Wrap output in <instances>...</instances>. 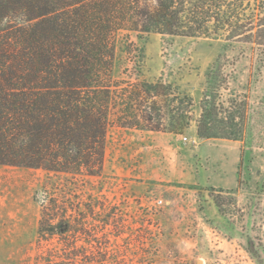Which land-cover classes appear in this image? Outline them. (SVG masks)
Instances as JSON below:
<instances>
[{"label":"trees","instance_id":"trees-1","mask_svg":"<svg viewBox=\"0 0 264 264\" xmlns=\"http://www.w3.org/2000/svg\"><path fill=\"white\" fill-rule=\"evenodd\" d=\"M132 34L241 45L264 78V0H0V166L99 177L111 127L182 135L193 122L188 94L114 77L118 42ZM217 65L197 137L239 140L249 111L222 99ZM68 202L51 195L42 205L36 264H107L102 248L92 256L79 245H93L87 217Z\"/></svg>","mask_w":264,"mask_h":264},{"label":"rangeland","instance_id":"rangeland-1","mask_svg":"<svg viewBox=\"0 0 264 264\" xmlns=\"http://www.w3.org/2000/svg\"><path fill=\"white\" fill-rule=\"evenodd\" d=\"M243 52L216 38L121 37L114 77L178 86L194 101L193 122L173 136L111 127L99 177L0 166V264H36L41 207L51 195L81 209L93 245H79L92 256L102 248L107 264H264V78L252 75L257 62ZM217 61L222 99L236 97L249 111L239 140L193 138ZM233 145L243 160L237 188L225 190L220 183L236 171L221 149Z\"/></svg>","mask_w":264,"mask_h":264},{"label":"crops","instance_id":"crops-1","mask_svg":"<svg viewBox=\"0 0 264 264\" xmlns=\"http://www.w3.org/2000/svg\"><path fill=\"white\" fill-rule=\"evenodd\" d=\"M197 121L198 120H196V126H195L194 131H193V138L196 139V140L199 139L197 137ZM139 131H141V130H139ZM156 133H161L164 136H173V134H169V133H163V132H156ZM169 138L170 137H165L164 139H166L168 141H171L173 137H171L170 139ZM226 151H228L230 153L229 157L232 158L231 163H232L236 173H235V179L233 181H229V183L226 182V181H223V182L220 183V187L225 189V190H232V189L237 188V185H238V169H239L238 167H239V164L241 162L242 155H243V148H241V147H239L237 145H233L228 150H222L221 149V152L224 155H225ZM224 167L225 166H223V170H225Z\"/></svg>","mask_w":264,"mask_h":264},{"label":"built area","instance_id":"built-area-1","mask_svg":"<svg viewBox=\"0 0 264 264\" xmlns=\"http://www.w3.org/2000/svg\"><path fill=\"white\" fill-rule=\"evenodd\" d=\"M183 140H184L185 142H187V141H188V137L184 136V137H183ZM162 202H163V201L160 200V201H159V204H162Z\"/></svg>","mask_w":264,"mask_h":264},{"label":"water","instance_id":"water-1","mask_svg":"<svg viewBox=\"0 0 264 264\" xmlns=\"http://www.w3.org/2000/svg\"><path fill=\"white\" fill-rule=\"evenodd\" d=\"M198 264H203V262L202 261H199Z\"/></svg>","mask_w":264,"mask_h":264}]
</instances>
